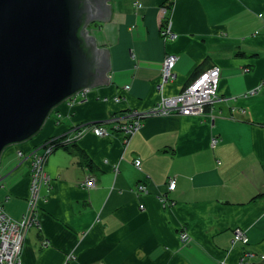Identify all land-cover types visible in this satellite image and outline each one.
Masks as SVG:
<instances>
[{
	"label": "crops",
	"instance_id": "crops-1",
	"mask_svg": "<svg viewBox=\"0 0 264 264\" xmlns=\"http://www.w3.org/2000/svg\"><path fill=\"white\" fill-rule=\"evenodd\" d=\"M167 1L108 0V21L88 26L109 53L107 84L60 102L37 134L7 145L0 204L15 219L27 210L31 163L19 150L80 123L144 110L216 66L218 100L203 114L147 118L127 143L118 132H87L50 153L49 186L40 187L22 264H238L246 250L256 254L250 264H264V0H173L171 40L160 35ZM170 54L178 57L175 76L159 88ZM90 174L94 188L83 185ZM234 228L249 241L233 243Z\"/></svg>",
	"mask_w": 264,
	"mask_h": 264
},
{
	"label": "water",
	"instance_id": "water-1",
	"mask_svg": "<svg viewBox=\"0 0 264 264\" xmlns=\"http://www.w3.org/2000/svg\"><path fill=\"white\" fill-rule=\"evenodd\" d=\"M110 12L108 0H0V157L60 102L107 84L109 53L88 26Z\"/></svg>",
	"mask_w": 264,
	"mask_h": 264
},
{
	"label": "built area",
	"instance_id": "built-area-1",
	"mask_svg": "<svg viewBox=\"0 0 264 264\" xmlns=\"http://www.w3.org/2000/svg\"><path fill=\"white\" fill-rule=\"evenodd\" d=\"M160 19H162L160 27V35L166 40H171L175 37V32L172 29V22L170 18L171 9L166 4L160 5ZM177 55L170 54L163 59V66L161 69V85L175 76L174 67L177 62ZM220 75L219 68L210 67L206 71L201 72L190 83L175 94V96H167L154 103L153 106L145 108L144 110L133 109L130 111L122 112L121 114H113L108 120H101L91 123H80L79 125L71 126L70 129L59 136L50 137L39 146L24 152L25 157H30L31 169L30 174V188L29 197L27 199V210L23 213L20 219H15L8 216L0 204V264H22L20 254L22 251V243L26 231L34 224L38 223L37 220V200L40 197L39 190L43 185L49 186L50 177L45 171V161L52 153L53 149L59 143H69L70 141H77L84 133L93 132L95 135L110 136L118 132L121 134L125 143L129 141L135 132L143 127V122L147 118L155 116L182 114V115H197L203 114L207 105L213 104L217 97V83ZM126 88H129L127 85ZM89 91L88 88L80 90L78 93L70 96L72 102H78L84 98L85 94ZM116 101L119 98H115ZM243 111V110H242ZM217 138L211 139V145L217 143ZM20 154H23L19 150ZM134 166L140 168V160L135 159ZM114 170L117 171L116 166ZM1 181V176H0ZM86 188H94L96 186L94 175H88L83 181ZM176 185V178L171 177L168 180L167 189L174 190ZM137 190L146 193V186L143 182H138L136 185ZM162 203L167 204L166 196H160ZM180 239L187 240L188 232L184 231L180 235ZM233 243L241 241L243 244L249 241L245 231L239 228H234ZM256 257L252 251L246 250L239 258L238 264H250L251 259ZM262 257V256H261ZM225 264V262H221Z\"/></svg>",
	"mask_w": 264,
	"mask_h": 264
},
{
	"label": "trees",
	"instance_id": "trees-1",
	"mask_svg": "<svg viewBox=\"0 0 264 264\" xmlns=\"http://www.w3.org/2000/svg\"><path fill=\"white\" fill-rule=\"evenodd\" d=\"M172 3H173V0H170V1L165 2L164 4H166L168 8L172 9L171 8ZM50 137H54V136H50ZM74 143H76V141H70L69 143H61V141L59 140V143L56 145V147L53 149L52 152H54L57 149H60V147H66V146H68L70 144H74Z\"/></svg>",
	"mask_w": 264,
	"mask_h": 264
},
{
	"label": "rangeland",
	"instance_id": "rangeland-1",
	"mask_svg": "<svg viewBox=\"0 0 264 264\" xmlns=\"http://www.w3.org/2000/svg\"><path fill=\"white\" fill-rule=\"evenodd\" d=\"M89 89V88H88ZM86 95H87V93L85 94V96H84V98H82V99H85L86 98ZM115 98H118L117 96H115L114 97V101H116L115 100ZM113 115V114H112ZM112 115H109L106 119H103V120H109L110 119V116H112ZM94 122H98V121H94ZM97 136V135H96ZM50 138V137H49ZM49 138H47V139H45L42 143H44L46 140H48ZM42 143H40V144H42ZM40 144H38L37 146H39ZM37 146H35V147H37ZM35 147H33V148H35ZM32 149V148H31ZM30 150V149H29ZM19 151H17V156L18 157H20V158H26L25 157V154H24V152H23V154H20V153H18ZM28 152V151H27ZM30 169H31V165H30ZM0 176H1V179H2V175L0 174ZM31 228V227H30Z\"/></svg>",
	"mask_w": 264,
	"mask_h": 264
}]
</instances>
